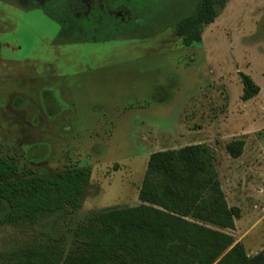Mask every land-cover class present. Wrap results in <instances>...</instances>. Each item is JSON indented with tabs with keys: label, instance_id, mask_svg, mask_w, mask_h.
I'll use <instances>...</instances> for the list:
<instances>
[{
	"label": "rangeland",
	"instance_id": "obj_1",
	"mask_svg": "<svg viewBox=\"0 0 264 264\" xmlns=\"http://www.w3.org/2000/svg\"><path fill=\"white\" fill-rule=\"evenodd\" d=\"M196 2L155 0L145 36L95 43L59 40L38 9L0 4V159L16 163L12 179L90 168L77 211L0 226V261L67 251L91 212L140 203L151 152L198 142L214 151L227 204L240 208L225 231L250 258L264 249V0H228L185 47L174 24ZM239 71L259 86L246 101ZM237 138L243 151L232 158L225 144Z\"/></svg>",
	"mask_w": 264,
	"mask_h": 264
},
{
	"label": "trees",
	"instance_id": "obj_2",
	"mask_svg": "<svg viewBox=\"0 0 264 264\" xmlns=\"http://www.w3.org/2000/svg\"><path fill=\"white\" fill-rule=\"evenodd\" d=\"M227 2L197 0L174 24L180 44L198 43L204 27ZM238 74L240 98L249 100L259 86L246 73ZM243 146L244 140L237 138L225 149L237 158ZM16 169V163L0 159V200L5 207L0 226L33 225L42 214L68 215L81 207L88 166L12 179ZM138 199L137 205L91 212L73 229L67 251L57 246L26 249L0 264H247L252 258L225 231L234 228L240 208L227 204L214 151L205 142L151 152Z\"/></svg>",
	"mask_w": 264,
	"mask_h": 264
},
{
	"label": "flooded vegetation",
	"instance_id": "obj_3",
	"mask_svg": "<svg viewBox=\"0 0 264 264\" xmlns=\"http://www.w3.org/2000/svg\"><path fill=\"white\" fill-rule=\"evenodd\" d=\"M155 0H0L22 9H38L58 26L68 42H99L145 36ZM0 15L2 12L0 11ZM2 20V19H1Z\"/></svg>",
	"mask_w": 264,
	"mask_h": 264
},
{
	"label": "water",
	"instance_id": "obj_4",
	"mask_svg": "<svg viewBox=\"0 0 264 264\" xmlns=\"http://www.w3.org/2000/svg\"><path fill=\"white\" fill-rule=\"evenodd\" d=\"M263 261H264V251L253 256L247 264H260Z\"/></svg>",
	"mask_w": 264,
	"mask_h": 264
}]
</instances>
